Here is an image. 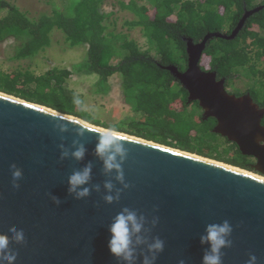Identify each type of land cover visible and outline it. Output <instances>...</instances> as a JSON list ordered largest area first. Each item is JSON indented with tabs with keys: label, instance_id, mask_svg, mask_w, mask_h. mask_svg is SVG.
<instances>
[{
	"label": "water",
	"instance_id": "obj_1",
	"mask_svg": "<svg viewBox=\"0 0 264 264\" xmlns=\"http://www.w3.org/2000/svg\"><path fill=\"white\" fill-rule=\"evenodd\" d=\"M263 7L245 11L230 35L209 32L196 43L185 38V69L164 68L187 91L188 101L198 102L203 117L216 120L213 131L252 157L253 168L264 176V126L260 123L264 108H258L248 94H228L225 78L217 79L214 71L200 66L210 39L233 38L245 19ZM58 117L100 133L109 130L0 91V233L14 225L24 230L26 241L10 244L18 252L15 264H117L107 247L108 227L123 207L149 219L159 217L151 234L163 239L165 248L156 264H178L181 259L185 264H201L208 247L200 244L205 226L225 219L233 226V243L223 250V264H246L250 253L264 264V179L121 132L127 136L123 171L130 187L121 191L118 202L105 204L104 183L111 180L113 192L122 185L115 181L114 172L103 170L95 152L98 136L81 133L71 123L61 132L59 125L64 121H57ZM60 145L69 153L83 145L84 158L61 159ZM12 163L23 171L18 189L11 185ZM89 164L91 179L85 186L90 195L76 200L67 193L68 177ZM53 196L60 200L58 206Z\"/></svg>",
	"mask_w": 264,
	"mask_h": 264
},
{
	"label": "trees",
	"instance_id": "obj_2",
	"mask_svg": "<svg viewBox=\"0 0 264 264\" xmlns=\"http://www.w3.org/2000/svg\"><path fill=\"white\" fill-rule=\"evenodd\" d=\"M47 9L31 11L13 0H0V44L11 39V61L17 65L0 69V91L26 101L79 117L89 123L140 137L155 143L196 153L232 166L255 171L252 157L213 131L216 120L203 117L197 101L164 67L184 70L186 41L199 42L209 32L230 35L245 11L264 0H119V10L130 14L123 25L138 28L146 40L142 48L127 32L115 29L114 10L104 0H42ZM114 5V4H112ZM128 14V15H129ZM60 36L66 49L84 47L85 56L69 68L51 66L41 73L22 62L33 61ZM56 41V42H60ZM55 42V43H56ZM200 66L216 78L252 80L263 95L250 90L264 105V7L249 15L236 36L214 37L203 51ZM97 76L91 92L104 95L117 78L122 102L134 116L123 128L92 117L74 103L80 95L68 84L74 75ZM217 142L232 150L226 157Z\"/></svg>",
	"mask_w": 264,
	"mask_h": 264
},
{
	"label": "clouds",
	"instance_id": "obj_3",
	"mask_svg": "<svg viewBox=\"0 0 264 264\" xmlns=\"http://www.w3.org/2000/svg\"><path fill=\"white\" fill-rule=\"evenodd\" d=\"M74 103L79 105L81 101L75 99ZM57 121H64L59 125L61 132L66 131L67 124H75L82 133L85 131L93 132L98 136V143L95 148L96 155L103 162V170L106 174L115 173L114 179L122 185V189H116L113 192L114 185L111 180L106 181L103 185L105 195L103 200L105 204H112L120 200L121 191L128 189L130 185L125 181L123 164L128 156V148L125 146L127 136L111 128L102 133L97 132L95 128L80 126L78 121L65 120L58 117ZM67 122V123H66ZM75 143V142H74ZM61 148L60 158H71L79 161L84 158L86 149L79 145L74 151L69 153ZM11 173V185L14 189L20 187L19 181L22 179L23 171L15 163L9 165ZM91 179V164L86 165L79 171H73L68 177L67 193L74 199H85L90 195V189L86 187ZM99 191L98 186L94 189ZM55 205L60 204L57 197H52ZM155 212L156 209L154 208ZM159 223V217L152 215L149 219L144 213L136 209L123 207L113 217L108 227L109 239L107 247L110 255L117 261V264H156L159 255L164 251L165 241L159 236L152 235L154 229ZM233 226L229 220L225 219L219 223H209L205 226L204 233L200 236V244H207L201 257V264H223L224 249L232 246ZM25 233L23 229L16 226H10L7 233H0V264H15L18 252L10 247L11 243L23 245L25 243ZM178 264H185L184 260H179ZM246 264H258V257L249 254Z\"/></svg>",
	"mask_w": 264,
	"mask_h": 264
},
{
	"label": "rangeland",
	"instance_id": "obj_4",
	"mask_svg": "<svg viewBox=\"0 0 264 264\" xmlns=\"http://www.w3.org/2000/svg\"><path fill=\"white\" fill-rule=\"evenodd\" d=\"M13 1L16 2L18 5H20L21 7H25L31 11H41L48 8V6L45 5L44 2H42V0H13ZM118 1L119 0H104L103 8L106 10L111 9L115 11V15H113L112 18L116 19L115 29L117 31L122 30L124 32H127L128 36L131 39H134L142 48H145L146 40L142 36L140 30L138 28L128 29L126 28V26L123 25L124 19L129 17L130 14L124 10H119L120 8ZM59 38H60L59 35H57V38L54 37V42L52 43V45L48 46L45 52H43L39 57H37L31 62L30 61L22 62V64L26 65L29 63L30 70L38 74L45 71L48 67L51 66L69 68L72 64L78 63L84 58L85 56L84 47L66 49L61 45L62 41H60ZM56 41H60V42H56ZM10 45H13V41L11 39L0 44L1 70L9 71L10 69H13L18 63L16 61H11L10 58H8L10 55ZM231 77L232 78L228 80V85L231 89H233V91L241 90V89H249L259 94L258 97L259 99L261 98V95H263L262 90L260 88H257V85L252 80L248 78L239 77V74L237 75L235 73ZM95 79H97V76L93 73L82 74V75L73 74L70 78H68L67 81L69 86L80 95L81 97L80 108L82 110L86 111L92 117L100 120L103 123H106L110 126H117L123 128L126 121H128V119L134 116V112L131 110L129 106L125 105L122 102L120 87L118 85L117 78H113L111 89L108 91V93L104 95L94 94L91 92L93 84L95 83ZM100 127L106 128L104 126H100ZM217 143H218L217 144L218 150L221 151L224 156L228 157L232 152V150L229 148L230 146L228 144H224L221 142H217ZM245 171L264 177L263 175L254 171H249V170H245Z\"/></svg>",
	"mask_w": 264,
	"mask_h": 264
},
{
	"label": "flooded vegetation",
	"instance_id": "obj_5",
	"mask_svg": "<svg viewBox=\"0 0 264 264\" xmlns=\"http://www.w3.org/2000/svg\"><path fill=\"white\" fill-rule=\"evenodd\" d=\"M233 29H234V28H233ZM233 29H232V30H233ZM221 78H223V77H220V78H218V79H221ZM224 90H225L228 94L235 95L236 97H240V96H243V95L248 94V95L251 97L252 101H253L254 103L257 104L258 108H260V109H261V108H264V105H260V104L256 101V99L251 95V92H250L249 89H241V90H234V91H233V89H231V88L229 87V85H228V80H226V79H225V81H224ZM260 123H261L262 126H264V114H263L262 117H261ZM253 160H254V159H253Z\"/></svg>",
	"mask_w": 264,
	"mask_h": 264
},
{
	"label": "bare ground",
	"instance_id": "obj_6",
	"mask_svg": "<svg viewBox=\"0 0 264 264\" xmlns=\"http://www.w3.org/2000/svg\"><path fill=\"white\" fill-rule=\"evenodd\" d=\"M173 149H175V150H179V149H176V148H173ZM185 152L188 153V154H190V155L196 156V157L204 158L203 156L198 155V154H195V153H191V152H187V151H185ZM205 159L210 160V161H213V162H216V163H219V164H222V165H225V166L230 167V168H233V169L240 170L239 168H236V167H233V166H230V165H227V164H223V163H221V162H217V161H215V160H213V159H210V158H205ZM240 171H241V170H240ZM244 172H246V173H248V174H251V175H253V176H255V177H259V178H261V179H264V177H262V176H260V175H256V174H253V173H251V172H247V171H244Z\"/></svg>",
	"mask_w": 264,
	"mask_h": 264
}]
</instances>
